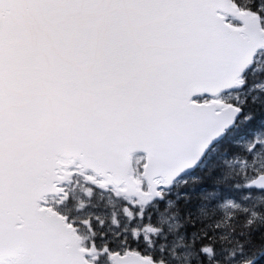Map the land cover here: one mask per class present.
Listing matches in <instances>:
<instances>
[{"label": "snow or ice", "instance_id": "6c2138e0", "mask_svg": "<svg viewBox=\"0 0 264 264\" xmlns=\"http://www.w3.org/2000/svg\"><path fill=\"white\" fill-rule=\"evenodd\" d=\"M0 264H264V0H0Z\"/></svg>", "mask_w": 264, "mask_h": 264}]
</instances>
